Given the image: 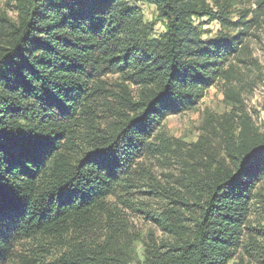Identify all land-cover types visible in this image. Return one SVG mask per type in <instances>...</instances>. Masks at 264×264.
<instances>
[{"label":"trees","instance_id":"1","mask_svg":"<svg viewBox=\"0 0 264 264\" xmlns=\"http://www.w3.org/2000/svg\"><path fill=\"white\" fill-rule=\"evenodd\" d=\"M13 1L14 19L0 13V264L38 235L66 250L50 262L22 255L15 264H128L64 237L102 215L136 161L169 143L159 133L164 117L231 82L233 61L264 25V0H247L250 7L237 12L240 0ZM141 5L155 8L163 33L155 35ZM202 18L219 25L212 38L195 24ZM107 75L139 92L137 100L119 97L120 107L110 108L114 126L100 132L91 121L104 107ZM236 119V131L222 139V159H203L189 188L198 210L191 234L183 238L186 228L160 220L182 241L164 254L148 250L139 264H227L251 207L264 214V133L248 115ZM86 129L88 145L75 146ZM202 144L193 148L204 154ZM247 237L264 264V229Z\"/></svg>","mask_w":264,"mask_h":264},{"label":"rangeland","instance_id":"2","mask_svg":"<svg viewBox=\"0 0 264 264\" xmlns=\"http://www.w3.org/2000/svg\"><path fill=\"white\" fill-rule=\"evenodd\" d=\"M14 4L13 0H0V13L14 19ZM141 7L144 21L154 23L155 35L163 33L164 23L157 19L155 8ZM248 7L249 1L240 0L234 4L233 12ZM194 22L204 39L212 38L219 31V25L206 18ZM246 46L238 60L233 61L231 82H218L209 88L191 110L164 117L159 133L166 136L169 143L160 144L156 153L138 159L129 175L106 198V211L90 225L70 231L64 237L65 244L72 242L89 250L102 248L128 264H139L144 262L148 250L157 248L156 252L164 254L170 246L182 241V238L165 232L160 220L170 224L176 222L186 228L183 238L191 234L196 218L193 212L198 210L191 206L193 201L188 192L200 173L203 159L212 160L211 156L222 159V139L236 131V116L240 114L248 115L254 126L264 133V25L246 41ZM101 80L105 103L100 101L104 107L97 109L98 118L91 121L100 132L114 126L116 121L111 118V109L120 107L119 97L126 92L137 100L139 92L119 75H107ZM78 133L75 146H87L90 133L87 129ZM200 141L205 146L204 154L193 148ZM248 219V230L241 237V247L227 264H261L260 251L247 236L256 238L264 229V214L254 205ZM65 250V245L60 248L53 239L38 235L17 243L12 262L7 264L17 263V258L22 255L50 262Z\"/></svg>","mask_w":264,"mask_h":264}]
</instances>
